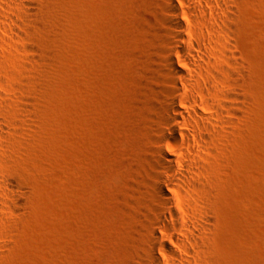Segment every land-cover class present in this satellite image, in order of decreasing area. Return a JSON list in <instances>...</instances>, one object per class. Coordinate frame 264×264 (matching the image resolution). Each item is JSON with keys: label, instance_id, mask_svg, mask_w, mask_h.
<instances>
[{"label": "rangeland", "instance_id": "rangeland-1", "mask_svg": "<svg viewBox=\"0 0 264 264\" xmlns=\"http://www.w3.org/2000/svg\"><path fill=\"white\" fill-rule=\"evenodd\" d=\"M34 1L38 25L19 46L35 52L0 50L17 117L0 158L23 191L15 215L0 211V264H138L155 217L167 12L161 0ZM229 1L240 115L203 164V253L205 264H264V0Z\"/></svg>", "mask_w": 264, "mask_h": 264}, {"label": "bare ground", "instance_id": "bare-ground-1", "mask_svg": "<svg viewBox=\"0 0 264 264\" xmlns=\"http://www.w3.org/2000/svg\"><path fill=\"white\" fill-rule=\"evenodd\" d=\"M160 6L167 15H160L157 29L165 66L152 139L155 217L138 264H205L203 238L211 218L204 195L211 178L203 164L224 127L240 115L241 99L233 84L240 72L232 44L234 12L229 0H161ZM37 20L34 0H0V50L11 44L33 54L34 46H19V41L27 39ZM5 73L0 65V151L8 127L17 122L7 102L14 86L4 82ZM4 162L0 158V211L8 216L17 212L21 204L17 195L23 191ZM177 212L183 215L181 223ZM158 227L175 232L166 234Z\"/></svg>", "mask_w": 264, "mask_h": 264}]
</instances>
